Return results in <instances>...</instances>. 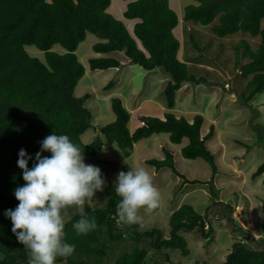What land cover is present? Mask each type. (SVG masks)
<instances>
[{
    "label": "trees",
    "instance_id": "trees-1",
    "mask_svg": "<svg viewBox=\"0 0 264 264\" xmlns=\"http://www.w3.org/2000/svg\"><path fill=\"white\" fill-rule=\"evenodd\" d=\"M124 1H128L124 18L136 22L132 31L109 13L112 0H0V264H29V251L13 234L12 222L5 212L17 207L19 201L14 190L26 183L17 163L20 150L24 149L32 157L28 162L31 168L35 154L41 151L40 142L51 134L69 136L84 151L86 161L99 166L109 164L98 155L109 146L116 144L125 157H130L139 140L165 133L173 144L182 143L183 138L189 140L181 149L184 158L203 159L209 164L212 176L217 171L216 157L206 145L214 135V126L202 136L201 114L190 122L172 111L165 113L163 119L139 113L138 121L142 125H136L131 132L130 112L119 97H112L115 119L101 128V136L84 142L82 136L94 127L92 112L87 107L92 95L75 94L78 82L85 75L76 51L88 33L102 40L93 45L95 53L124 51L133 64L146 70L163 69L169 77L163 90L169 110L176 106V94L183 83H208L205 77L192 75L186 62L179 58L181 44L174 29L181 19L201 26L212 25V32L219 38L238 34L259 37L256 50L245 40L240 42L239 46L244 47L241 58L236 47V66L241 67L243 78L251 76L243 93L244 106L256 94L264 92V0H194L195 3L185 7L183 18L169 6V0ZM55 45L65 52L53 51ZM27 46L43 52L44 59L30 54ZM243 57L246 62L241 60ZM118 67L119 61L110 56L90 59L92 70ZM113 86L108 84L104 90ZM255 126L257 144L264 146V124ZM50 155V152L42 153V156ZM147 163L157 170L171 169L186 178L176 170L169 151L165 152L164 159H149ZM263 173L264 162L254 177ZM106 182V201L101 206H85V213L90 220L95 218L97 228L87 235H77L73 224L80 216L71 214L65 227V242L75 245V252L67 259L57 258L56 264H106V259L115 252L112 264H145L148 250L140 247L145 238L153 249L179 251L185 256L190 251L183 233L194 232L209 241L213 239V226L205 220L208 215L202 216L187 203L170 216L168 238L157 228L140 232L139 224L120 228L117 203L121 198L115 194V185L110 180ZM129 229L131 234H127ZM261 239L255 248L244 240L234 242L223 264H264V238ZM127 240L133 243L122 244ZM165 256L170 259L167 253Z\"/></svg>",
    "mask_w": 264,
    "mask_h": 264
},
{
    "label": "rangeland",
    "instance_id": "rangeland-1",
    "mask_svg": "<svg viewBox=\"0 0 264 264\" xmlns=\"http://www.w3.org/2000/svg\"><path fill=\"white\" fill-rule=\"evenodd\" d=\"M193 3L194 0H169V6L181 18L185 7ZM127 4L128 1L112 0L108 11L132 31L136 22L124 18ZM174 31L181 44L180 60L186 62L192 75L197 78L205 77L208 83L184 84L177 91L176 106L171 110L167 108L163 94L169 80L163 69L146 71L139 65L130 64L122 52L97 54L93 45L102 40L97 35L87 34L76 51L79 61L85 67V75L78 82L75 94L78 97L86 93L92 95L87 101V107L92 112L94 127L82 137L85 143L91 142L97 135L101 136L100 130L103 126L115 119L111 109L113 96H109L113 92L132 112L136 125H139L140 115L159 114L163 117L165 113L172 111L177 117L184 115L192 122L194 116L200 113L204 118L201 129L203 136L210 131L211 125L214 126V135L206 145L216 157V173L212 176L209 164L203 159L189 160L182 156L181 148L187 145V140L176 145L170 142L169 137L164 147L159 145L154 137L141 140L135 145L132 157L128 159H125L114 144L98 154L103 162L109 164L98 166L97 163H89L86 159L85 163L99 167L105 180H110L113 184L118 173L127 172L130 167H145L150 171L161 193V204L152 213L141 212L143 222L139 224L140 232L157 228L163 232L164 238H168L169 218L184 203L192 205L202 216L208 215L205 220H209L214 229L211 241L194 232L183 233L190 251V254L185 256L179 251L165 252L153 249L148 243L149 239L145 238L140 244V247L148 250L149 256L145 264H223L234 242L244 240L248 246L255 248L257 241L264 238V173L254 177L258 166L264 162V146L257 144L254 134L255 125L264 124V93L256 94L244 106L243 93H246L251 76L248 79L243 78L241 67L236 66V47L241 52L240 58L244 50L243 45L239 46L240 42L245 40L251 45V49L256 50L260 38L239 34L219 38L212 32V25L201 26L185 22L183 19ZM26 49L33 56L44 59L43 52L34 46H27ZM53 51L65 52L59 45H55ZM101 56L114 57L122 65L115 70H92L90 59ZM241 60L246 62L244 57ZM109 82L116 83V87L104 91V86ZM130 127L132 131L135 129ZM166 151L173 154L176 170L186 178L178 176L171 169L156 170L145 163V159H164ZM186 179L189 182L185 181ZM195 180L198 182H190ZM106 199L104 190L98 191L91 206H101ZM72 212L74 210L70 209L67 220ZM127 227L129 226L120 225L122 229ZM128 231L130 232L127 234H131V229ZM123 243L128 246L133 242L127 240ZM116 253H111L106 259V264L114 262ZM166 253L169 260L165 256Z\"/></svg>",
    "mask_w": 264,
    "mask_h": 264
},
{
    "label": "clouds",
    "instance_id": "clouds-1",
    "mask_svg": "<svg viewBox=\"0 0 264 264\" xmlns=\"http://www.w3.org/2000/svg\"><path fill=\"white\" fill-rule=\"evenodd\" d=\"M116 52L124 53V51ZM125 56L130 64H133L126 54ZM119 63L121 66L122 63L120 61ZM110 69L115 70L116 68ZM111 83L114 84V82L108 84ZM186 83L189 82L183 83L182 86ZM114 87H116V83ZM109 96L117 95L113 92ZM125 108L127 109V107ZM130 114L132 117L129 121V130L130 126L136 128V122L133 120L134 115L132 112ZM147 116H154V114ZM156 117L163 119L164 115L160 117L157 114ZM140 125L142 123L139 121L137 126ZM152 137L157 138L155 141L164 147L169 134H153L144 139ZM141 140L137 143H140ZM185 140L188 144L187 138H183L182 142ZM40 143L41 151L35 154V163L31 168H29L28 162L32 157L24 149L19 152L17 163L18 167L22 169L23 180L26 183L14 190L15 198L19 203L14 210L8 209L5 215L12 222L11 230L18 242L29 251V264H56L57 258L67 259L75 252V245L65 242V227L69 210H74L71 214L78 213L80 216V219L73 224L77 235H87L94 231L97 228L95 218L91 220L88 218L85 206L91 205L95 194L98 191H103L107 182L99 167L85 163L84 151L69 136L54 133L44 138ZM137 143L134 144V152ZM119 151L121 150L119 149ZM43 152H50L51 156H42ZM120 153L123 155L122 151ZM147 160L149 159H145L146 164H148ZM114 185L115 194L121 198L117 203L118 224L128 226L141 224L143 222L141 212L152 213L161 204V193L154 183L152 174L145 167H130L127 172L120 171Z\"/></svg>",
    "mask_w": 264,
    "mask_h": 264
}]
</instances>
